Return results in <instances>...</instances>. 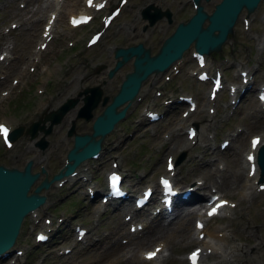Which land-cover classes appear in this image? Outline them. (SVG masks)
Masks as SVG:
<instances>
[{"label": "rangeland", "instance_id": "374dc122", "mask_svg": "<svg viewBox=\"0 0 264 264\" xmlns=\"http://www.w3.org/2000/svg\"><path fill=\"white\" fill-rule=\"evenodd\" d=\"M115 1L108 0L107 2L108 5H111ZM150 1L161 8L168 7L171 11V20L168 21L162 16L157 19L154 27H147L146 24V28L142 32L140 26L145 22V18L140 16L139 8ZM27 2L28 0H0V51L8 49L10 52L8 61H5L4 58L0 59V119L9 122L11 127L26 126L30 119L36 118V113L43 109L48 110L55 107L65 96H75L76 98L72 106L65 109L66 114L61 115L58 120L59 124L53 123L49 132L44 134L47 142L43 150L34 148L28 135L19 132L15 135L11 148H4L0 141V162L20 166L25 158L30 157L33 160L32 168L36 169L37 164L42 162L48 171L52 172L61 163L62 148L66 144L69 145L71 141L70 137L64 134L65 126L68 124L65 116L68 113V116L72 118L80 105L79 96L81 94L79 89L86 85L98 84L102 94L110 95L115 91L121 73L130 69L129 63L125 62L111 76L106 75V68L113 63L110 46L140 40L153 51L159 39L172 29L176 20L188 16L191 12V5L189 0H126L120 8L119 14L104 28L96 44L85 47L83 39L91 30L100 25L97 16L99 17L106 8L102 9L89 23L68 28L65 25V14L78 9L82 0H61L57 12L59 14L55 22V27L60 32H56V35L47 42L45 48L39 49L37 41L39 39L34 37L36 35L39 37L36 31L39 33L43 20H40L39 17L45 18L48 9H45V6L41 7V10H37L36 14L30 18L31 20L21 23L19 17L13 13L23 10ZM200 2L206 10L211 9L210 0H200ZM262 11H264V0H258L256 7L248 13L254 15L250 28L251 32L256 34L255 38L248 35L240 25L239 14L245 13V10L241 9L234 21L232 32L228 34V40L221 43V48L216 51L217 53H214L215 51L210 53L222 60L224 69L232 70L235 65H240V67L251 70L254 84L264 81V47H256L264 39V29L259 23V13ZM33 18L39 20H32ZM13 22L16 25L11 27ZM32 28H34L35 34L30 35L26 40L27 31L32 30ZM56 29L55 31H57ZM68 39L73 40V44L70 46L66 44ZM73 48L77 49L75 54H72ZM32 49L34 50L32 51ZM34 51L39 52L35 53ZM183 51L185 53L177 73L170 75L165 80L163 73L160 72L142 81L140 85L142 96L139 102L128 106L127 118L117 124L115 129L109 132L102 141L101 154L95 159L86 161L88 170L96 184L103 183L104 170L110 167V157L114 156L124 172L125 181L131 184L138 180L134 187L138 189L143 181H154L156 173L163 171L165 153H169L171 150L173 160L183 151L182 157L175 163L174 167L176 171L173 180L178 179L176 184L183 185L188 180L201 179L200 177H202L206 182L210 181L213 186L216 185L217 188H220L221 194L236 200L238 208L234 207L231 216L211 218L205 224L208 229L218 225L214 229L216 231H219V228L223 230V235L217 239L222 247L228 242L231 244L232 241L244 244V248L234 250L231 254L234 260L227 264H264V190L242 199L238 196L239 187H234L231 183L233 177L231 166L235 164L238 168L241 165L242 155L247 144V135L251 132L264 135V111L259 107L252 91H245L244 96H241L232 110L222 109L221 90L214 103V112H208L207 103L202 102L208 81H197L194 74H189L190 69H195L194 60L187 52L188 49L185 48ZM225 55L228 58L224 57ZM212 65H209L210 68ZM29 66H33V68L29 69ZM225 75L229 80L239 81L237 74H232L229 71ZM11 77H15L17 81L11 83ZM159 86L162 92L156 95L154 90ZM38 87L41 92L36 90ZM3 91H6L7 94H2ZM178 93H190L197 101V108L193 112H189L187 117L183 118L178 115L179 110L185 108V104L174 103L167 106L166 113L159 119L147 123L137 121L138 118L144 120L143 106L161 109L165 106L162 103V98L165 95L174 97ZM99 103V101L96 102L90 108L93 114L100 110ZM202 113L207 116L211 114L209 117L211 125L208 126L203 122L204 120H199V115ZM188 117L197 121L196 133L194 138L186 140L187 142L184 141L181 146V143L179 145L178 142H175L177 139L186 136L183 127L188 122ZM74 118L75 130L85 131L89 129L90 119L85 120L81 115H75ZM179 118H182L181 122H179ZM235 125L241 127L236 132L237 136L242 134L241 142L232 140L224 149L218 148V140ZM123 128L125 129L124 133L121 131ZM164 131L169 132L167 136L163 135ZM37 133L39 136V131ZM231 143L234 146L237 145V150L233 155L230 150ZM113 144L114 147L111 146ZM233 157L235 162L232 161ZM238 169L243 170L241 166ZM138 174L142 175L138 177ZM222 184H227V188L222 187ZM204 188H206L205 190L208 189V187ZM44 193L50 201L49 207L53 210V215L63 211L67 215L68 223L82 222L88 225L90 233L89 235L88 232L86 234V243L78 242L70 252L58 255L55 253L56 246L69 245L74 240V234L70 231L69 224L65 225L64 228L67 230L65 239L56 237L54 243L36 246L37 250L31 258L33 259L39 251L44 252L40 264H101L104 260H110L115 264H145L137 257V249L146 245L150 246L153 238L161 237L166 241L168 240L167 236L161 233L157 237L156 235L151 236L146 244L127 251L128 256L124 257L122 250L128 247L126 246L128 241L124 243L120 240L121 236L124 235L123 231L126 229V224L124 226V222L120 220L123 213L122 209L118 211V209L106 205V210L94 222L91 221L90 209L94 204L95 206L98 204V199L96 198L95 202L88 201L81 191V186L72 185L70 188L65 185L60 188L50 186L49 190L44 191ZM71 193V203L66 202V198ZM27 222L28 217L25 216L17 240L25 244L26 252L32 247L30 244L32 232L28 228L30 223L28 222L26 225ZM191 222L192 216L190 215V225ZM92 235L95 240L91 237ZM221 237H224L226 241L223 242ZM255 241L257 243H254ZM115 243H118L119 246H115ZM167 243L169 247L165 246L166 255L161 260V264H185L184 251L195 244L189 242L184 245L183 242L177 243L173 239ZM120 245L123 246L122 249H120ZM115 255L118 257L115 258ZM206 258V260H202V264H211L210 262L215 259L214 255Z\"/></svg>", "mask_w": 264, "mask_h": 264}, {"label": "water", "instance_id": "95a60500", "mask_svg": "<svg viewBox=\"0 0 264 264\" xmlns=\"http://www.w3.org/2000/svg\"><path fill=\"white\" fill-rule=\"evenodd\" d=\"M196 1L198 4L193 13L186 21L179 22L176 25L174 30L162 40L157 51L153 54H149V48L143 46L141 42L116 47L114 55L120 54V58L115 60V64L110 71L117 67L121 60L126 59L131 54L134 55L132 58V69L124 74L118 89L111 95L110 101L94 116L91 123V132L74 134L72 145L66 151L69 162L63 170L55 173L53 177L66 173L80 159L98 149L104 133L111 128L113 122L123 113L124 106L120 109H116V106L126 98L132 97L140 80L149 71L158 70L166 66L180 54L182 48L191 40L194 46L203 52L218 48L226 33L231 30V24L240 7L244 5L247 9H251L257 0H219L209 13H206L202 8L199 0ZM149 7H153V10L150 11ZM163 12L167 14L168 11L167 9L160 10L152 3L142 8V15L147 16L150 21ZM204 17L208 18V22L202 25L201 22ZM90 90L92 95H86L84 98L88 101V110L84 113V115L87 114L85 116L90 115L89 107L95 104L100 93L98 86H94ZM104 98L105 96L102 99ZM70 102L71 100L58 108V111L61 112ZM52 119H57V116L56 118L53 116ZM17 132V129H12L9 135L13 137ZM30 132L31 134L33 133L32 130ZM38 141L42 143V139ZM180 157L178 156L175 161ZM259 160L260 164L263 165V151ZM29 165L30 161H27L21 169H17L16 167H6L0 164V252L13 243L22 215L42 200V196L38 195V190L42 185L45 186L47 181L45 179L38 181L27 192L30 183L38 174L37 171L31 172Z\"/></svg>", "mask_w": 264, "mask_h": 264}, {"label": "bare ground", "instance_id": "6f19581e", "mask_svg": "<svg viewBox=\"0 0 264 264\" xmlns=\"http://www.w3.org/2000/svg\"><path fill=\"white\" fill-rule=\"evenodd\" d=\"M211 1V3H213L215 0H210ZM52 3H54L52 0H28V2H27V4H26V6H25V8L23 9V10H21V11H15L13 14H16L18 17H19V20H21L20 22L21 23H25L26 22V20H31L30 18L34 15V14H36V12H37V10H39L41 7H43V6H45L44 8L45 9H49V8H47V6H49V5H51ZM73 3H74V1H73ZM74 5V4H73ZM24 7V6H23ZM43 9V8H42ZM52 11L53 10H55L54 8H50ZM41 10V9H40ZM56 11V10H55ZM26 12H27V14H26ZM58 12V11H57ZM58 14L59 13H57V16L54 18V20L58 17ZM48 16H49V14L47 15L46 14V18H44L45 20H47V18H48ZM32 20H39L38 18L36 19V18H33ZM46 23V21H44V24ZM54 23V21L52 22V24H51V27H50V29H51V31L53 32L54 30H55V25L53 24ZM66 26H68V27H71V26H69V25H67L66 24ZM42 30H43V25H42V29H41V31H40V34H41V32H42ZM34 35L35 34V30H34V28H32V30H29V31H27V34H26V36H25V39L27 40V38H29V36L30 35ZM39 37H40V35H39ZM41 41V40H40ZM39 41V42H40ZM8 52V51H7ZM264 64V63H263ZM21 83V82H20ZM204 84V83H203ZM248 92V91H247ZM244 96V95H243ZM204 100H206V98L204 99ZM203 102V101H202ZM209 105H211V104H209ZM203 106V105H202ZM241 107V106H240ZM173 108V107H172ZM203 108V107H202ZM202 108H200V110H202ZM247 110V109H246ZM254 110V109H253ZM202 112V111H201ZM248 112V111H247ZM252 112V111H251ZM250 113V112H249ZM248 113V114H249ZM247 114V113H246ZM201 117V119L202 120H204V121H208L209 119H207V117L205 116V114L204 113H202V115L200 116ZM212 120V119H211ZM182 121V120H181ZM181 121H179V122H181ZM211 125V124H210ZM264 125V124H263ZM178 127L176 126V129H177ZM205 128V127H204ZM171 129V128H170ZM173 129V128H172ZM171 129V130H172ZM203 130V129H202ZM179 135V134H178ZM177 135V136H178ZM242 136V134L241 135H239V136H237L236 135V137L234 138V139H232L233 141H239V143L241 142V137ZM184 137V136H183ZM180 138V139H177V141L175 142V143H177L178 142V144L179 143H181V146L183 145V142H184V140L187 138L186 136H185V138ZM176 138H178V137H176ZM176 138H174V139H176ZM262 138L264 139V135L262 136ZM171 142V141H170ZM187 142V141H186ZM177 145V144H176ZM180 145V144H179ZM248 145V144H247ZM172 146V145H171ZM186 146V145H185ZM184 146V147H185ZM248 147V146H247ZM67 147H64L63 149H62V152L64 153V151H65V149H66ZM237 148V145L236 146H234V144H232L231 143V146H230V150L232 151V155L236 152V149ZM173 149V148H172ZM170 151V150H169ZM177 151V150H176ZM219 151V150H218ZM207 152V151H206ZM217 152V151H216ZM173 153V152H172ZM222 153V152H221ZM231 155V154H230ZM237 157V156H236ZM230 158V157H229ZM239 159V158H238ZM232 161H234V157H233V160ZM243 161H244V159H243ZM242 161V162H243ZM103 162V161H102ZM180 162V161H179ZM235 162V161H234ZM210 163V162H209ZM237 163V162H236ZM87 164V163H86ZM105 165V164H104ZM234 166H235V164H233ZM234 166H231L232 168H231V172L233 171V177L231 178L232 180H231V183H232V185L234 186V187H239V194L241 195V194H243V195H245V194H249V193H252V192H255V190L253 189V185H252V183L250 182V178H252V177H254V176H256L257 175V172H258V169L256 168L255 170H254V173H253V175L250 177V178H248L247 176H245V175H243V173L240 171V169H238L236 166L234 167ZM158 167V166H157ZM202 167V166H201ZM100 169V168H99ZM156 169V168H155ZM246 169H247V167H246ZM178 170V169H177ZM176 171V170H175ZM188 171V170H187ZM192 171V170H191ZM192 176V175H191ZM211 176V175H210ZM139 177V176H138ZM204 177V176H203ZM128 178V177H127ZM186 178V177H185ZM189 178H190V176H189ZM213 178V177H212ZM224 178V177H223ZM222 178V179H223ZM131 179H132V177H131ZM211 179V178H210ZM213 179H215V178H213ZM212 179V180H213ZM222 179H221V182H222ZM142 180V179H141ZM207 180V179H206ZM175 182H177L178 183V179H175L174 180ZM224 181H226V180H224ZM102 183V182H101ZM224 183H226V182H224ZM185 184V183H184ZM208 184H209V181H205V180H203V181H201L198 185H197V187H201V188H203L204 189V187H208ZM230 184V183H229ZM181 185V184H180ZM227 185V184H226ZM226 185H223L222 184V187L223 186H225L226 187ZM136 186V185H135ZM227 188V187H226ZM219 190H220V188H218ZM230 189V188H229ZM198 197H200V195L198 194V193H193V198H198ZM222 197V196H221ZM249 197V196H248ZM192 198V199H193ZM193 204V203H192ZM191 204V205H192ZM129 205V204H128ZM124 206H126L127 207V205H125L124 204ZM180 207H178L177 208V210H176V212H175V214H174V216H173V222L171 221L170 222V220L169 221H166L165 223H163V222H159V217L158 216H160V215H155L154 217H156L154 220H153V222L152 223H150L149 221H147L146 222V225L148 226L147 228H146V230H145V232H144V234L143 235H138V234H136V235H134L133 237H129V239H128V244L126 245V246H128L127 248H124V250H122L123 251V253H125L126 251H130L131 249H133V248H137V247H139L140 245H142V244H146V242H147V240H148V238H150L151 236H155L156 235V237H157V235L159 234V233H161V234H163V235H165V236H167V241H170L171 239H173L175 242H177V243H181V242H183L184 243V245H185V243H189V242H197V244L199 245V247H200V249H201V252H206V249L207 248H209V249H211V250H216V249H218V247L219 246H217V245H215V241H212V237H216V239H218V237H217V231L215 230V229H207V228H204L203 227V229L205 230V232H204V236H203V238L202 239H197L196 238V236L193 234V231H192V226H190V224H189V216L190 215H192L193 213L194 214H196L197 212H196V208L194 207V206H191V207H188L186 204L185 205H179ZM227 206H228V204H227ZM93 208V207H92ZM91 210V209H90ZM89 212V211H88ZM116 212V211H115ZM122 212V211H121ZM258 213V212H257ZM262 213V212H261ZM110 214V213H109ZM113 215V214H112ZM258 215V214H257ZM260 215V214H259ZM259 217V216H258ZM121 220V219H120ZM146 221V220H145ZM119 226V225H118ZM118 228H120V226L118 227ZM118 230V229H117ZM120 230H122V229H120ZM149 230V231H148ZM219 230H221V228H219ZM116 231V230H115ZM115 233V232H114ZM116 234V233H115ZM124 234V233H123ZM119 236V235H118ZM159 236V235H158ZM158 238V237H157ZM154 239V238H153ZM170 239V240H169ZM219 240H220V238H219ZM221 240L224 242V237L222 238L221 237ZM167 241L166 240H162L161 241V251L163 250V249H165V246H167V247H169V242L167 243ZM212 241V242H211ZM226 241V240H225ZM98 242V241H97ZM113 242V241H112ZM125 243V242H124ZM155 243H160V241H156V242H154V244ZM176 243V244H177ZM222 243V242H221ZM153 244V245H154ZM164 244V246L162 247V245ZM123 245V244H122ZM152 245V246H153ZM178 245V244H177ZM226 245V244H225ZM115 246H119V244L118 243H115ZM125 247V246H124ZM225 247H227L226 248V250L225 249H221L220 251H218L217 252V258L215 259V261L214 262H216V264L217 263H231V260L232 259H230L229 257H227V254H228V252H231V251H233V250H239V249H242V247L244 248V244H241V243H235V242H232L231 244H227ZM224 247V248H225ZM114 248V247H113ZM123 248V246H121L120 245V249H122ZM175 248V247H174ZM98 251V250H97ZM119 252V251H118ZM121 252V251H120ZM119 252V253H120ZM127 252V253H128ZM168 254V253H167ZM203 254V253H202ZM121 255V254H120ZM122 256V255H121ZM128 256V255H127ZM204 256L205 255H203V258H204ZM118 257V255H115V258H117ZM124 257H125V255H124ZM123 258V257H122ZM163 258H164V253L162 254L161 253V255L156 259L158 262L159 261H161V260H163ZM114 259V258H113ZM142 259V258H141ZM115 260V259H114ZM119 260V259H118ZM141 261V260H140ZM151 261L152 262H155V260L154 259H151ZM116 262V261H115ZM203 263V262H202Z\"/></svg>", "mask_w": 264, "mask_h": 264}]
</instances>
